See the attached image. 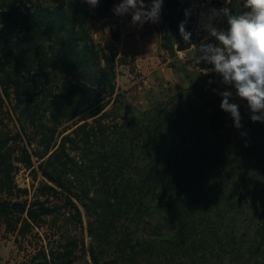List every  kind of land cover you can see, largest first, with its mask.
<instances>
[{"label": "trees", "instance_id": "obj_1", "mask_svg": "<svg viewBox=\"0 0 264 264\" xmlns=\"http://www.w3.org/2000/svg\"><path fill=\"white\" fill-rule=\"evenodd\" d=\"M167 3L163 32L181 43L186 8ZM116 5L0 0V224L23 241L61 214L82 229L47 236L21 264H264V122L215 72L128 103L118 54L96 39ZM17 165L43 179L32 198Z\"/></svg>", "mask_w": 264, "mask_h": 264}, {"label": "rangeland", "instance_id": "obj_2", "mask_svg": "<svg viewBox=\"0 0 264 264\" xmlns=\"http://www.w3.org/2000/svg\"><path fill=\"white\" fill-rule=\"evenodd\" d=\"M186 8L187 31L191 34V38L200 45L203 43H216L204 29L203 25L207 22V17L211 9H221L227 7L231 0H177ZM152 0H144L146 9H150ZM244 0H237L235 6V14L248 11L243 7ZM168 7L167 0H163L159 22H145L140 28L134 32L130 29H123L117 25L116 20L109 21L104 27H98L96 39L100 41L109 51H114L118 54L117 57V87L123 93L126 101L132 106H145V101L149 97L151 90L164 91L173 95L187 89L191 78L199 81L204 76L213 73L212 70H201L197 63V45H194L191 50L186 52H178L176 47L180 44L174 33L163 32L162 26L166 24V10ZM226 18L219 17L213 21L215 27L224 29ZM113 26V27H112ZM125 30V36L124 31ZM140 34V40L137 38H128L127 35ZM166 35V37H165ZM117 36V38H115ZM169 37L170 41L167 40ZM174 46L175 54L169 50ZM196 46V47H195ZM222 83V82H220ZM142 86V90L138 89ZM228 87V85H224ZM228 89V88H227ZM205 99L209 100L210 97ZM216 99V98H215ZM217 101V100H216ZM8 118V116H6ZM42 177H36L35 173L27 170L22 165H17L15 172V183L20 189H27L28 197L32 198L38 188L43 184ZM54 205L55 202L51 201ZM60 207H64L60 203ZM84 216V233L87 234V218ZM58 217V216H57ZM64 216H59L55 224L54 218H49L48 223L43 229H36L32 236L25 241L18 240L14 235L7 232L5 227L0 224V264H21L27 254L43 240L53 235L55 239L76 237L78 240L82 237V229L77 223L65 225L63 222ZM56 220V218H55ZM37 233V234H36ZM90 239L87 237L86 241ZM65 242V241H63ZM44 243H47L46 241ZM82 256V255H81ZM79 264H87L82 258Z\"/></svg>", "mask_w": 264, "mask_h": 264}, {"label": "clouds", "instance_id": "obj_3", "mask_svg": "<svg viewBox=\"0 0 264 264\" xmlns=\"http://www.w3.org/2000/svg\"><path fill=\"white\" fill-rule=\"evenodd\" d=\"M92 7L99 0H84ZM163 0H152L150 9H146L144 0H121L113 8L116 15L131 14L132 24L142 26L145 22H159ZM243 7L248 11L233 14L230 7L211 9L203 27L216 43H201L196 51L198 62L213 65L212 71L222 77V83L231 85L236 95L247 102L250 119L264 122V0H244ZM219 17L226 18L227 29L214 26L213 21ZM180 33L185 41L190 40L184 24ZM192 45L189 49H191ZM220 108L229 113L234 126L239 129L241 114L239 105L230 103L233 93L224 91Z\"/></svg>", "mask_w": 264, "mask_h": 264}, {"label": "crops", "instance_id": "obj_4", "mask_svg": "<svg viewBox=\"0 0 264 264\" xmlns=\"http://www.w3.org/2000/svg\"><path fill=\"white\" fill-rule=\"evenodd\" d=\"M117 4L121 3V0H116ZM120 28L123 29H130L133 30L134 32L136 31L137 28H140L141 26L139 24L137 25H133L132 24V16L131 14H125V15H118V21H117V25ZM124 32V36H125V30ZM128 38H137V40H140L141 36L140 34H133V35H127Z\"/></svg>", "mask_w": 264, "mask_h": 264}, {"label": "water", "instance_id": "obj_5", "mask_svg": "<svg viewBox=\"0 0 264 264\" xmlns=\"http://www.w3.org/2000/svg\"><path fill=\"white\" fill-rule=\"evenodd\" d=\"M192 46V43L189 41H182L177 47V51L178 52H186L189 51L191 49H189Z\"/></svg>", "mask_w": 264, "mask_h": 264}, {"label": "built area", "instance_id": "obj_6", "mask_svg": "<svg viewBox=\"0 0 264 264\" xmlns=\"http://www.w3.org/2000/svg\"><path fill=\"white\" fill-rule=\"evenodd\" d=\"M138 89L141 91L142 90V86H138Z\"/></svg>", "mask_w": 264, "mask_h": 264}]
</instances>
